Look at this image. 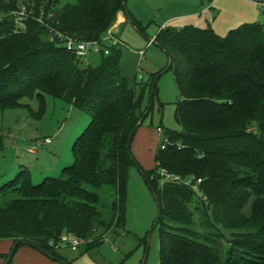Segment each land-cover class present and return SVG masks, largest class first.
I'll return each instance as SVG.
<instances>
[{"label":"trees","instance_id":"1","mask_svg":"<svg viewBox=\"0 0 264 264\" xmlns=\"http://www.w3.org/2000/svg\"><path fill=\"white\" fill-rule=\"evenodd\" d=\"M120 12L143 32L121 0H0V111L26 108L39 119L50 97L90 118L59 176L34 184L22 167L0 186V241L13 248L8 264L22 246L56 259L64 233L84 241L82 255L125 227L134 164L126 145L153 78L132 86L120 73L121 47L108 46L98 65L82 66L49 40L52 29L101 43ZM153 43L172 58L179 126L157 128L164 139L155 167L141 170L159 201V264H264V24L242 23L224 36L210 26L166 25ZM102 186L115 191L108 218L98 209Z\"/></svg>","mask_w":264,"mask_h":264},{"label":"rangeland","instance_id":"2","mask_svg":"<svg viewBox=\"0 0 264 264\" xmlns=\"http://www.w3.org/2000/svg\"><path fill=\"white\" fill-rule=\"evenodd\" d=\"M65 4H75V0H59L60 6ZM125 7L143 32L136 31L123 12H120L121 17L117 15L111 33L124 45L121 47L120 73L132 86L158 77L151 111L130 145L136 164L128 171L125 227L116 233H107L100 245L82 255V247L73 251L60 244L55 251L57 258L52 259L36 249L22 246L10 264H159L158 228L153 227L158 207L141 170L149 171L155 167V153L164 139L157 128L179 130L174 119L178 94L172 71L160 74L168 64L167 55L151 40L166 24L176 28L210 26L215 33L224 36L239 26L240 20L232 17L241 10L251 16L245 22L264 24V14L247 0H126ZM138 51H143L144 55L139 57ZM81 61L82 66H96L100 56L88 54ZM45 99L46 109L39 119L31 117L26 108L0 111V186L11 180L22 167L29 170L32 182L38 184L44 178L59 176L63 167L71 165L72 144L90 118L67 102L50 97ZM31 106L36 110V104L31 103ZM95 192L99 196L98 209L108 218L115 191L110 186H102ZM249 210L250 204L246 208L248 214ZM144 239L146 244L149 242L145 260ZM221 246L224 248L225 242Z\"/></svg>","mask_w":264,"mask_h":264},{"label":"built area","instance_id":"3","mask_svg":"<svg viewBox=\"0 0 264 264\" xmlns=\"http://www.w3.org/2000/svg\"><path fill=\"white\" fill-rule=\"evenodd\" d=\"M249 2H252L256 9L264 14V0H247ZM50 31L49 40L51 42L58 41L61 43L66 50L71 51L79 58H85L88 54H100L103 52L104 54L108 53V46H118L123 47V43L119 41L114 35L111 33L107 34L102 39L101 43L98 42H76L70 37H67L65 35H62L59 32L53 31L52 29ZM137 55L139 57H142L144 55L143 51H138ZM158 132H160V129H157ZM47 143H49V140H47ZM84 243L83 240L77 238L76 236L72 234H62L60 236L59 244L65 245L69 248H71L73 251L77 250L82 244Z\"/></svg>","mask_w":264,"mask_h":264},{"label":"water","instance_id":"4","mask_svg":"<svg viewBox=\"0 0 264 264\" xmlns=\"http://www.w3.org/2000/svg\"><path fill=\"white\" fill-rule=\"evenodd\" d=\"M124 3H125V0H121V4H122V6H123V10H124V12L125 13H127V9H126V7H124ZM127 19H128V22H129V24L136 30V28L133 26V23H132V21H131V19H130V17L129 16H127ZM137 31V30H136ZM151 42L153 43V39L151 40ZM163 50V49H162ZM164 51V50H163ZM165 52V51H164ZM166 53V52H165ZM166 55H167V57H168V64H167V66H166V68H165V70H163L160 74H163L164 72H166V71H168L171 67H172V58L170 57V55H168L167 53H166ZM158 78V77H157ZM157 78H154V80L152 81V84H151V87H150V91H149V96H148V105H147V109H146V111L144 112V114L141 116V118H140V120H139V122H138V124L135 126V128H134V130H133V132H132V135L129 137V140H128V142H127V145H126V149H127V156L129 157V159L134 163V164H136V162L134 161V159L132 158V156L130 155V152H129V149H130V144H131V140H132V137H133V134H134V132L136 131V129L138 128V126L143 122V120L145 119V117H146V115L148 114V112H149V110L151 109V106H152V98H153V93H154V87H155V83H156V81H157ZM143 176H144V174H142ZM146 180V179H145ZM147 182V181H146ZM148 186V188L150 189V191H151V193L153 194V196L155 197V199H156V202L159 204V201H158V198H157V196H156V194L154 193V191H153V189L151 188V186L148 184L147 185ZM159 213H158V215H157V217H159ZM157 222H158V220H157V218H156V220H155V222H154V228H155V226H156V224H157ZM16 243L17 242H14L13 243V246L14 245H16ZM148 247H149V242H147V244H146V247H145V251H144V260H145V258H146V256H147V252H148ZM42 253H44V251H42ZM12 254H13V248H11L10 249V251L8 252V254H7V257H6V259H5V261H4V264H8V262L10 261V259H11V256H12ZM50 258H53L51 255H48ZM143 260V261H144Z\"/></svg>","mask_w":264,"mask_h":264},{"label":"crops","instance_id":"5","mask_svg":"<svg viewBox=\"0 0 264 264\" xmlns=\"http://www.w3.org/2000/svg\"><path fill=\"white\" fill-rule=\"evenodd\" d=\"M223 10V8L222 9H220V12ZM247 13V12H246ZM124 14V13H123ZM121 15L122 14H120V13H118V16L119 17H121ZM235 15V16H234ZM244 15V17L242 18V16ZM248 16V17H247ZM237 17V20H240V21H238L239 23V25L240 24H242V22H244V23H248V22H250V21H248V22H245V21H247L246 19L247 18H251V16H249V14L247 13V14H245V11L244 10H241V12H239V13H237V14H233V17L232 18H236ZM250 20V19H249ZM228 23V22H227ZM251 23V22H250ZM228 24H231V23H228ZM167 25V24H166ZM166 25H163V27L164 26H166ZM215 32V31H214ZM120 41V40H119ZM11 242L10 241H0V256L1 255H5V254H7L9 251H10V247H11ZM22 257V254H20V258ZM4 259H1L0 258V264H4Z\"/></svg>","mask_w":264,"mask_h":264}]
</instances>
